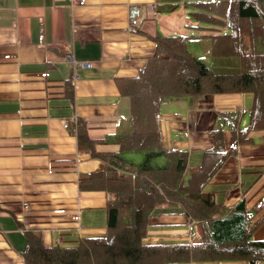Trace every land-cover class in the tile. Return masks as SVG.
<instances>
[{"label": "crops", "instance_id": "crops-1", "mask_svg": "<svg viewBox=\"0 0 264 264\" xmlns=\"http://www.w3.org/2000/svg\"><path fill=\"white\" fill-rule=\"evenodd\" d=\"M187 1L86 0L70 7L67 0H0V264H25L26 216L29 226L41 229L44 246L104 235L109 194L81 188L80 177L101 173L105 161L100 155L119 150L117 134L128 115L119 79L144 69L156 51L153 36L174 32L179 16L173 17ZM133 4L142 7L144 19L130 32ZM148 4L155 5L156 15L147 12ZM68 54L93 66L73 68L65 60ZM73 73L79 75L76 82ZM169 103L176 104L171 108ZM253 105L252 93L204 95L194 106L167 102L160 109L163 143L187 150L188 167L205 164L209 173L215 162L204 152L212 150L218 114L241 111L245 127ZM77 123L98 156L78 147ZM247 137L211 175L205 191L227 207L246 200L249 210L257 209L255 222L264 215V128ZM224 143L225 149L233 143L228 128ZM190 226L182 208L157 207L148 218L145 240L187 242ZM251 238L264 240V220Z\"/></svg>", "mask_w": 264, "mask_h": 264}, {"label": "trees", "instance_id": "trees-1", "mask_svg": "<svg viewBox=\"0 0 264 264\" xmlns=\"http://www.w3.org/2000/svg\"><path fill=\"white\" fill-rule=\"evenodd\" d=\"M184 8H189L188 33L153 36L156 51L144 69L119 79L121 95L128 99V115L117 134L119 150L100 155L105 161L101 173L80 177L81 188L109 194L104 235L44 246L41 229L29 226L26 216L25 264H264V240L251 238L264 215L253 222L257 209L249 210L246 200L227 207L205 191L211 175L248 141V134L264 128V0H190ZM224 93L254 95L248 123L241 126L238 110L218 114L212 150L204 152L215 165L209 173L205 164L188 167L187 150L163 143L161 106L173 101L194 106L204 95ZM76 127L78 147L98 156L85 127ZM226 128L233 138L229 149ZM162 206L183 209L192 241L145 240L148 218Z\"/></svg>", "mask_w": 264, "mask_h": 264}, {"label": "built area", "instance_id": "built-area-1", "mask_svg": "<svg viewBox=\"0 0 264 264\" xmlns=\"http://www.w3.org/2000/svg\"><path fill=\"white\" fill-rule=\"evenodd\" d=\"M70 7L75 6H83L86 3V0H67ZM146 10L151 15H156L157 11L155 9L154 4H148L146 5ZM144 19L143 16V9L138 4H133L129 6V12H128V30L130 32L137 31V28L140 26ZM65 60L73 67V68H90L93 66V63L89 60H81L74 57L72 54H68L65 57ZM79 79V75L76 73H73L72 80L73 82H76ZM64 127H67V124H64ZM75 131V127L73 129ZM23 208L27 210L29 208L27 203H23Z\"/></svg>", "mask_w": 264, "mask_h": 264}, {"label": "rangeland", "instance_id": "rangeland-1", "mask_svg": "<svg viewBox=\"0 0 264 264\" xmlns=\"http://www.w3.org/2000/svg\"><path fill=\"white\" fill-rule=\"evenodd\" d=\"M188 11H189V8L185 9L184 7H181L177 11V13H179V14H175L173 17V18H175V17L179 16V18H177V20L175 21L174 26L172 27L174 32L169 33L167 31H163L162 33L171 34V35L178 34V33H188V28L185 26L187 23L191 22L190 19H188ZM175 31H177V32H175ZM173 102H177V101H173ZM169 104H170L171 108H174L176 103H169ZM126 115H127V113H126ZM166 143H169V142L166 141ZM137 158H140V156H137Z\"/></svg>", "mask_w": 264, "mask_h": 264}]
</instances>
